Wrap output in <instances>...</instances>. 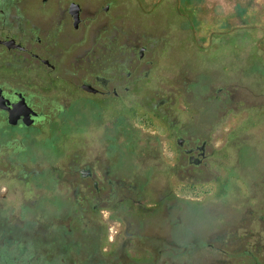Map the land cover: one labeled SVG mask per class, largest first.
Masks as SVG:
<instances>
[{
	"label": "rangeland",
	"instance_id": "obj_1",
	"mask_svg": "<svg viewBox=\"0 0 264 264\" xmlns=\"http://www.w3.org/2000/svg\"><path fill=\"white\" fill-rule=\"evenodd\" d=\"M80 1L110 2L150 45L143 113L121 128L77 103L1 133L0 223L63 235L47 264H264V0ZM179 130L184 147L206 141L199 163ZM85 164L122 192L82 204Z\"/></svg>",
	"mask_w": 264,
	"mask_h": 264
},
{
	"label": "flooded vegetation",
	"instance_id": "obj_2",
	"mask_svg": "<svg viewBox=\"0 0 264 264\" xmlns=\"http://www.w3.org/2000/svg\"><path fill=\"white\" fill-rule=\"evenodd\" d=\"M73 2L80 6L77 22ZM110 11V2L91 6L80 0H0V95L10 107L24 98L36 112L30 125L22 116L11 124L8 109L0 107V134L26 133L38 122L42 127L77 103H95L100 114L113 117L111 123L121 128L129 126L130 107L143 113L142 88L153 62L144 56L150 45L130 35L125 20ZM181 134H174L179 150L199 163L206 141L184 147L190 136ZM73 174L82 204L96 208L97 202L122 192L117 187L122 179L113 180L110 170L94 171L92 164H85ZM46 228L42 223L33 231L30 224L21 229L0 223V264H47L48 243L58 250L65 238L48 239Z\"/></svg>",
	"mask_w": 264,
	"mask_h": 264
},
{
	"label": "water",
	"instance_id": "obj_3",
	"mask_svg": "<svg viewBox=\"0 0 264 264\" xmlns=\"http://www.w3.org/2000/svg\"><path fill=\"white\" fill-rule=\"evenodd\" d=\"M79 4L73 2L72 8L75 14L76 22L78 21L79 14ZM107 8V7H105ZM6 99L0 95V107L8 109V122L11 124H16L20 116H22V120L26 125H30L34 122L33 116H35L36 112L30 108L25 102L24 98H20L19 101L13 103L12 106H8L6 103Z\"/></svg>",
	"mask_w": 264,
	"mask_h": 264
},
{
	"label": "trees",
	"instance_id": "obj_4",
	"mask_svg": "<svg viewBox=\"0 0 264 264\" xmlns=\"http://www.w3.org/2000/svg\"><path fill=\"white\" fill-rule=\"evenodd\" d=\"M189 187V185H187ZM192 187V186H191Z\"/></svg>",
	"mask_w": 264,
	"mask_h": 264
}]
</instances>
